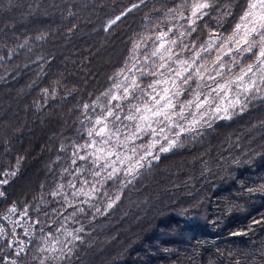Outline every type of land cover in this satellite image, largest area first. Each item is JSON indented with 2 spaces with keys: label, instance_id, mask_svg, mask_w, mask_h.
<instances>
[{
  "label": "trees",
  "instance_id": "trees-1",
  "mask_svg": "<svg viewBox=\"0 0 264 264\" xmlns=\"http://www.w3.org/2000/svg\"><path fill=\"white\" fill-rule=\"evenodd\" d=\"M242 2L219 0L221 11L210 10L196 33L180 39L200 44L210 29L227 35L235 20L223 16L222 5ZM179 3L0 0V180H9L0 189L6 202L26 207L34 225L23 264H40L42 259L45 264H264V100L259 98L230 119L205 118L210 127L202 124L183 133L169 152L154 150L138 175L126 176L122 184L115 177L106 181L94 199L86 202L83 193L73 196L94 180L90 159L72 163L74 145L89 141L87 129L100 111L84 110L83 104H91L117 79L135 74L142 85L151 81L137 71L151 44L137 50L130 41L150 35L158 24L165 29L185 24L164 15ZM133 4L140 6L105 31L110 19ZM230 10L240 14L239 8ZM218 19L223 28L217 27ZM190 55L185 50L182 58ZM202 56L211 69L215 52ZM122 68L132 72L116 77ZM139 142L146 144L144 138ZM85 154L80 149L79 155ZM10 171L17 175H5ZM53 191L59 194L53 197ZM116 195L120 199L107 209L109 197ZM79 208L84 212L64 219ZM81 227L75 234L83 242L73 241V255L53 258L72 239L65 230ZM53 244L55 254L41 251Z\"/></svg>",
  "mask_w": 264,
  "mask_h": 264
},
{
  "label": "snow or ice",
  "instance_id": "snow-or-ice-1",
  "mask_svg": "<svg viewBox=\"0 0 264 264\" xmlns=\"http://www.w3.org/2000/svg\"><path fill=\"white\" fill-rule=\"evenodd\" d=\"M218 2L219 0H182V3L169 8L164 15L173 16L177 23L183 20L185 24H180L178 28L175 25H169L166 29L158 24L151 30L150 35L143 36L137 41H130L132 48L137 50L141 44L146 47L151 44V51L144 54V66L137 68V71L140 77L152 79L146 85H142L135 74L126 76L123 81L117 79L112 88L117 89L118 92L113 91L112 88L107 89L101 92L91 104H83L84 110L99 108L100 111L95 114L92 126L87 129L89 141L74 145L76 151L73 152V164H76L77 158L81 161L90 159L91 166L98 169L91 171L93 177H100L102 172L110 169L106 171L104 181L113 180L120 171H123L125 176L135 177L139 174V169L144 167L145 158L153 156L152 149L158 144L160 153L169 152L178 146V139L183 133L192 132L202 124L210 127L211 123L205 117L215 115L220 119H230L236 110L244 112L251 100L257 98L264 100V0H243L242 3L222 5L223 16L232 17L235 20L227 35L210 29L209 38L203 43L197 44V40L193 39L190 44H184L180 39L196 33L198 22H202L205 17L211 15L210 10L215 8L219 13L221 7H217ZM143 3L145 0H140V4ZM139 6L133 4L131 8L110 19L105 31H109L112 25ZM232 8L240 9L238 17L230 10ZM223 26L218 19L217 27L223 28ZM176 47L180 48L179 53L174 50ZM189 49L191 55L182 58V53ZM213 51L215 58L212 62L213 67L210 69L207 62H201L204 60L202 53ZM245 60L250 62L244 63ZM149 62L151 67L147 66ZM137 63L139 61L133 63L132 68H136ZM132 68H122L115 75L119 77L125 72H132ZM225 73L230 76L225 78ZM193 83L196 85L195 88H192ZM44 93L47 94V90H44ZM182 95H190L192 98L181 101L179 98ZM189 108L195 109L189 113L191 119L184 115L185 110ZM121 113L124 114L121 115ZM174 117L177 119H173ZM179 120L187 121V127L180 124ZM158 125L164 126L158 127ZM166 129L169 132L175 129L173 135L177 139L170 138L166 134ZM146 135L151 136L152 139L149 140L147 147L143 148V154L136 156L137 149L134 142ZM94 137H99V140ZM160 139H164L165 144H160ZM130 143L133 144L131 148L128 147ZM122 148L125 149L123 153ZM80 149H83L86 154L79 155ZM127 152L134 155L129 156ZM153 158L158 160L159 156L155 155ZM125 161L128 162L125 168L116 167L118 162L124 164ZM17 164H19V158ZM76 171L80 172L82 169L77 167ZM5 175L15 177L17 172L10 171ZM131 182V180L128 181V183ZM8 183V179L0 180V184ZM82 183H88V181L84 180ZM69 186L72 187L71 183ZM62 187L63 185H58V189ZM92 191L95 192L98 189L93 186ZM82 193L90 196V193L83 192V188L74 191L73 196ZM58 194V191L51 193L53 197ZM4 196L5 193L0 191V197ZM105 196L109 194L105 193ZM119 199V195H116L114 199L109 197L107 209H111ZM65 202L71 206L67 197ZM16 210L15 202H13V206L7 211L11 214ZM53 211L59 213L57 209ZM96 211L101 210L97 208ZM77 212L83 213L84 209H75L64 219L75 217ZM26 214L27 209L21 213V215ZM12 223L16 224L15 221ZM36 223L39 221L37 220ZM82 231V227L75 229L74 232L65 230V234L72 239L59 248L60 257L54 255L53 258L67 259L72 256L73 241L83 242L82 238L75 233ZM2 233L3 228L0 227V234ZM25 233L27 234V228ZM242 234L244 233H233V235ZM53 239L55 244H61L58 238L53 237ZM55 244L41 251L55 254L57 251ZM8 247H12V242H8ZM23 251L24 245L21 242L16 255L19 256ZM12 264H16V261H12ZM40 264H45V260H40Z\"/></svg>",
  "mask_w": 264,
  "mask_h": 264
},
{
  "label": "built area",
  "instance_id": "built-area-1",
  "mask_svg": "<svg viewBox=\"0 0 264 264\" xmlns=\"http://www.w3.org/2000/svg\"><path fill=\"white\" fill-rule=\"evenodd\" d=\"M0 191L3 190L0 189ZM13 202H6V194L4 197H0V227L3 228V233L0 234V264H12V261H16V264H23V254L30 246L35 235L34 225L28 212L26 215H21L26 207L15 202L16 212L8 213L7 210L13 206ZM5 217H10V219H5ZM12 221H15L16 224L14 225ZM25 228H27V234L25 233ZM8 242H12L11 248L8 247ZM21 242H23L24 251L17 256L16 252Z\"/></svg>",
  "mask_w": 264,
  "mask_h": 264
},
{
  "label": "rangeland",
  "instance_id": "rangeland-1",
  "mask_svg": "<svg viewBox=\"0 0 264 264\" xmlns=\"http://www.w3.org/2000/svg\"><path fill=\"white\" fill-rule=\"evenodd\" d=\"M190 98H192V97H190ZM189 98V99H190ZM180 99V98H179ZM181 100V99H180ZM181 101H183V100H181ZM178 110V109H177ZM191 111H195V109L194 108H189V109H186L185 110V113H184V115L186 116V117H188V119H191V116H189V113L191 112ZM221 115H223V114H221ZM208 117H216L215 115H210V116H208ZM205 118H207V117H205ZM173 119H177L176 117H174ZM180 124H182V125H184L185 127H187V121H185V120H179L178 121ZM154 126H157V125H154ZM164 125H158V127H163ZM175 131V129H173V131L172 132H169V131H167V129H166V134L170 137V138H172V139H174L175 138V136L173 135V132ZM95 139H97V140H99V137H94ZM142 138H144V140H146V144H141L140 142H139V140L140 139H137L135 142H134V144H135V146H136V149H137V152H136V156H138V155H140V154H143V148L144 147H147V145H148V142H149V140L150 139H152V137L151 136H144V137H142ZM159 143L160 144H165V140L164 139H160V141H159ZM133 146V144L132 143H130L129 145H128V147L129 148H131ZM154 150H159V144L156 146V148H154V149H152V152L154 151ZM90 151V150H89ZM125 151V149H121V152L123 153ZM127 155H129V156H133L134 154L133 153H131V152H127ZM148 157H150V156H148ZM148 157H146L145 158V161H146V159L148 158ZM113 159H115V157H113ZM144 161V162H145ZM133 162H134V160H133ZM127 161H125V163L124 164H120L119 162L116 164V167L117 168H120V169H123V168H125L126 166H127ZM94 170H98V169H95L94 168ZM106 171H110V169H108V170H106ZM105 171V172H106ZM105 172H102L101 173V176L100 177H93L94 178V180L93 181H91V184L89 185V187L87 188V189H84L83 190V192L84 193H90V196H86V195H84V198H85V201L86 202H88V200H90V199H94L95 197H96V192L97 191H95V192H93L92 191V187L94 186L96 189H98L99 190V188H101L102 186H103V184L106 182V181H104L103 180V177H104V175H106V173ZM126 176L124 175V172L123 171H120L117 175H116V177H115V181L117 182V183H121L122 184V180L125 178ZM121 184H119V186H118V189H119V187L121 186ZM118 190H117V187H116V189H115V191L114 192H117ZM105 197V196H104ZM103 197V198H104Z\"/></svg>",
  "mask_w": 264,
  "mask_h": 264
},
{
  "label": "bare ground",
  "instance_id": "bare-ground-1",
  "mask_svg": "<svg viewBox=\"0 0 264 264\" xmlns=\"http://www.w3.org/2000/svg\"><path fill=\"white\" fill-rule=\"evenodd\" d=\"M0 253H1V250H0Z\"/></svg>",
  "mask_w": 264,
  "mask_h": 264
}]
</instances>
